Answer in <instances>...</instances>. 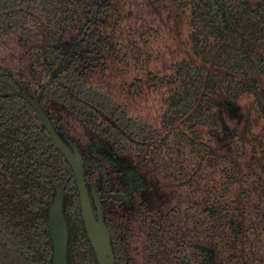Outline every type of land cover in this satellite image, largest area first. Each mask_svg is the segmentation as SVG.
Returning <instances> with one entry per match:
<instances>
[{"label":"trees","instance_id":"1","mask_svg":"<svg viewBox=\"0 0 264 264\" xmlns=\"http://www.w3.org/2000/svg\"><path fill=\"white\" fill-rule=\"evenodd\" d=\"M23 91L82 156L116 264H200L193 245L202 264H264V0H0V264H51L55 200L68 264H94L72 171ZM223 99L242 120L218 143ZM95 144L148 191L122 204Z\"/></svg>","mask_w":264,"mask_h":264},{"label":"water","instance_id":"2","mask_svg":"<svg viewBox=\"0 0 264 264\" xmlns=\"http://www.w3.org/2000/svg\"><path fill=\"white\" fill-rule=\"evenodd\" d=\"M67 50L64 66L67 65ZM72 52H75L74 49ZM33 108L61 156L72 171L76 195L79 203L80 215L94 264H115L110 246V236L102 220L101 204L97 197H91L84 177V162L78 149L58 132L51 123L48 115L38 102V98L23 91L19 93ZM223 122V121H222ZM94 153L109 164H115L122 173L123 178H129L133 168L125 162L114 159L111 152L101 144L93 145ZM47 225L51 245V264H68V228L64 218L62 202L55 200L47 214Z\"/></svg>","mask_w":264,"mask_h":264},{"label":"flooded vegetation","instance_id":"3","mask_svg":"<svg viewBox=\"0 0 264 264\" xmlns=\"http://www.w3.org/2000/svg\"><path fill=\"white\" fill-rule=\"evenodd\" d=\"M219 15H220L219 17L222 19V24L224 26L225 31L228 32L227 34H228V36H230V32H229L230 28H229V23H228V19H227V16H229V14L227 15L225 10L222 9V10H220ZM226 43L228 44L227 41H226ZM73 49H74V47H71V49L69 48V50L66 51L67 52V59L73 53H75V52H72ZM245 105H247V104H245ZM213 106H214V110L217 112V114H219L220 119H219V125H216V129H212L211 131H209V134H210L209 136L211 137V139H215V142L223 143L224 139L227 138L228 134L230 132H232V125H231L232 121L240 122L242 120L241 114L239 113V111L241 110L242 107L239 108V106H236L234 103H232L228 99H223L220 102H218L217 106H215L214 104H213ZM92 151H93V149H92ZM93 153H94V151H93ZM113 158H114V156H113ZM114 159H117V158H114ZM110 165L113 166L115 172L117 173L118 181H119L120 186L122 188V191H121V198L122 199L120 200L122 204H124L125 206H129L131 197H134L136 194H140V193L148 191L149 184L147 183V181L143 180L142 177H140L138 171H136L132 166L131 167L133 168V172H131V174H130L131 176L127 179V178L122 177L121 171L119 170V168H117V166H115V164H110ZM203 211L206 212V209L203 208ZM193 247L198 248L197 249L198 252L200 251L199 255L196 256V259L198 258L200 264H202V262H203L202 248L197 247L196 245H193ZM113 256H114V253H113ZM114 259H115V264H116V257L115 256H114Z\"/></svg>","mask_w":264,"mask_h":264}]
</instances>
